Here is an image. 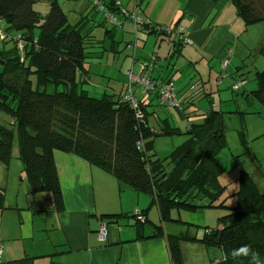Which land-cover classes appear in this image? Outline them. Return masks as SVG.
<instances>
[{
	"label": "trees",
	"instance_id": "trees-1",
	"mask_svg": "<svg viewBox=\"0 0 264 264\" xmlns=\"http://www.w3.org/2000/svg\"><path fill=\"white\" fill-rule=\"evenodd\" d=\"M39 1L0 0V20L11 37L0 43V61L3 63L0 72V113L13 120V128L0 124V163L9 164L16 133L18 157L23 163L29 193H49L51 209L56 212L63 210V199L53 157L55 151L73 154L90 166L112 175L119 185L149 196L150 206H157L161 221L187 227L183 233L166 236L173 264H185L182 252L184 242H199L206 249L216 252L219 256L211 264H250L249 256L231 255L234 249L242 246H248L250 252H256L264 259V191L244 167L240 169L234 193L235 205L227 207L224 200H219L226 189L220 185L217 176L224 171L218 162V154L227 147V113L212 107V100L206 99L203 87L188 100V104L192 105L200 98L208 101V111L202 113L201 123L190 124L185 133L179 128H171L167 119L159 123L164 137H188L165 158H159L153 152L151 140L149 118L154 114L147 110L151 102L146 104L138 98V94L135 96L138 110L143 114V118L138 119L137 110L123 99L126 88L118 96L111 94L101 98L89 97L83 89L81 78L84 75L83 65L89 57L86 53L88 46L103 44L91 35L94 26H88V16L71 25L57 0H47L49 10L44 16L33 8ZM230 1L246 26L264 22L263 18L253 16V9L245 4V0ZM97 2L103 13L120 15L122 6L116 0ZM120 19L117 18L118 22ZM108 23L104 20L95 25L105 29V34L116 44L112 35L114 29L109 30ZM139 27H148L157 35L166 34L165 29L159 26L142 24L137 29ZM17 36L20 40L16 41ZM19 41L23 43L22 52L18 50ZM8 42L13 43V47L7 50ZM18 72L24 74L21 81L9 78ZM255 78L258 90L246 97L264 106V71L256 73ZM149 79L156 83L155 90L149 94L160 101L159 89L165 83L173 82L165 79L158 85L155 80ZM239 80L247 83L243 78L234 82ZM246 83L240 89H244ZM197 110L200 111V108ZM230 114L243 113L236 111ZM238 137L240 143L246 145L243 126L238 131ZM235 158L238 159V156ZM203 201L205 204H200ZM4 202L2 190L0 211L6 208ZM210 208H221L227 212L218 220L221 228L205 229L200 241L190 235L188 224L171 217L174 210L195 212ZM147 211H140L145 218L143 223L135 221L131 214L139 239H143L141 232L148 221ZM118 218L120 216L107 215L101 219L108 224ZM155 230L157 235L153 237L162 235L160 228ZM33 259L5 263L1 258L0 264H28Z\"/></svg>",
	"mask_w": 264,
	"mask_h": 264
},
{
	"label": "crops",
	"instance_id": "crops-1",
	"mask_svg": "<svg viewBox=\"0 0 264 264\" xmlns=\"http://www.w3.org/2000/svg\"><path fill=\"white\" fill-rule=\"evenodd\" d=\"M71 1H77L81 7L77 13V20L74 23H68L76 25L83 16H88L89 20L92 12L87 11L88 6H83V2L91 3V0ZM126 4L127 7L124 8L127 11L136 10L142 18L149 21L151 27L164 28L166 34L157 35L148 27H139L135 31L128 21V25L124 24L126 22L124 21L122 24L131 31L133 29L134 34L131 35L135 38L134 40L127 38L124 42L126 46L123 52L131 51V54L123 58L119 69L116 68V73L122 77V71L126 70L138 76L143 72L142 67L146 64L144 71L158 85L165 79L172 81L177 91V99L185 104L181 116L186 125L183 131L180 127L171 125L170 118H164L167 119L171 128H179L182 133H185L190 124L201 123L202 113L208 111V108H204V105H208L205 99L200 98L195 105L188 104L190 87L196 82L202 84L206 99H211L212 107L217 109L215 105L219 104L216 103L213 95L219 93L220 89L228 90V87L225 89L224 85L219 84L218 81L217 86L220 85V89H216L214 81L217 83V80H220V75L223 73L220 63L227 58V53L229 64L225 72L227 75H223V78L228 76L226 78L228 81L237 78L246 79L247 83L244 87L246 95L258 90L255 75L263 72L264 68L258 70L257 65L255 66L256 60L250 66L256 83L250 87L251 90H247L249 82L243 73V68L250 58L255 55L259 58L261 55L259 48V52L257 51L260 42L254 47L253 33H249L251 27L246 26L242 18L237 15L236 8L230 0H127ZM65 16L67 17L66 14ZM101 22L103 21L93 22V24L98 25ZM180 33L190 42L179 41L177 35ZM127 34L129 35L128 32ZM94 39L101 42L95 37ZM88 48L86 53L89 57L83 65V78L80 76L84 85L88 84L89 74L96 66L92 61L100 59L95 56L96 53L101 50L113 53L119 49L114 45L108 49L101 43L90 45ZM96 48L101 50L94 53ZM151 62L155 64L148 70ZM232 66L234 68L230 69ZM107 67L109 66H103V69L106 70ZM114 76L108 75L107 79L104 77L107 84L103 85L105 86L103 95L118 96L125 91L127 82L123 78L120 79V83L116 82L117 85H112L110 88L109 85L113 82ZM142 100L147 104L146 98L143 97ZM218 100L222 103L221 95L218 96ZM151 107L153 106H149L147 110L154 114L149 118L154 147V139L163 136L159 130V123L164 119L157 118L155 116L158 115L157 111L149 110ZM198 108L200 111L197 110ZM218 110L224 112L221 109ZM188 119L194 120L187 123ZM183 136L185 135H179V137ZM185 137L182 138L180 145L188 139L187 136ZM53 157L63 199V210L56 212L51 209L50 196H48L35 215L26 208L18 211L19 225L15 229L14 238L7 233L0 235L1 242L4 244L3 262L34 258L28 264H50L51 262L57 264H173L169 256L166 236L183 233L187 229L185 225L161 221L157 206H150L149 196L137 193L130 187L119 185L112 175L90 166L73 154L55 151ZM200 204L205 203L203 201ZM147 209L148 221L142 228L143 239H139L131 214L134 211ZM210 210L214 211L210 213ZM183 212L178 217L171 216L172 219L188 224L191 227L190 235L200 241L205 229L221 228L218 220L227 211L221 208H210ZM107 215L120 216V218L107 224L105 219H101L102 216ZM102 222L106 223L107 237L104 242H99L97 231ZM156 227L162 230V235L153 237L157 235ZM194 227L196 229H193ZM211 251L199 242L182 244L185 264H196L193 259L200 258L203 264L216 262L219 255Z\"/></svg>",
	"mask_w": 264,
	"mask_h": 264
},
{
	"label": "rangeland",
	"instance_id": "rangeland-1",
	"mask_svg": "<svg viewBox=\"0 0 264 264\" xmlns=\"http://www.w3.org/2000/svg\"><path fill=\"white\" fill-rule=\"evenodd\" d=\"M116 1L121 6L123 5L122 7H127V0ZM57 2L61 9L64 11V13L67 15L68 22L74 23L77 20V13L79 12L81 4H78L77 1L71 0H57ZM97 4V0H93L91 3L83 2V6H88L87 11L92 12L88 21L89 27L94 26L91 31V35L94 36L97 40L101 41L106 48L110 49V47L114 45L115 47H119V49L113 53L109 51L103 52L101 49L97 48L94 50V53L95 51L101 50L95 55L100 59L92 61L93 63H95L96 66L93 68L92 73L90 72L89 74L88 84L84 85L83 88L86 92L88 91L87 94L89 97L94 96L92 98H101L103 96V88L105 87L103 85L107 84V81L105 79L108 78V75L109 77L110 75H115L112 79L113 82H111L109 85L110 88L112 87V85H117L116 82L120 83L121 78H123L124 81L127 82H124L125 85H128V79L125 76L126 70L122 71V73L120 72L121 75L123 74L121 77L116 73V68L119 69L120 63L123 58H125L126 55L131 54V51L123 52L126 46L124 42L127 38L131 40H134L135 38L133 35H131L132 33L134 34L133 29L131 31L126 26L128 25L127 21L124 23L126 25L122 24L116 27H113L112 24L108 23V29H114L112 35L113 41L116 42V44H113L112 40L108 38V36L105 34V29L97 27L95 24H93V22H100L106 20V14L108 13H103V11H101L102 7H100L99 4V6H97ZM245 4L251 6V8L253 9L252 13L254 17L264 19V0H245ZM33 8L35 11L44 16L49 10L48 1L40 0L39 2L35 3ZM84 11L85 10H83V12ZM115 17L120 18V15H115ZM250 27L251 28L249 29V33H253L255 43L254 47L257 45L258 42H260V46L257 47V51L259 48V51H261V55L259 56V58L256 57L257 55L253 56L249 59L247 64L244 65L243 73L249 82L247 90H251L250 87L256 84L254 80V74L250 67L252 63H254L256 60V68H258V70L264 68V22H259L250 25ZM127 32L129 33V35L127 34ZM180 34L182 35V33ZM180 34H178L177 37ZM12 44L13 43L10 42H8L7 45L5 44L7 50L13 47ZM184 46L187 45L184 44ZM258 59L259 62H257ZM100 64L102 66H100ZM154 64V62H151L150 67H148V70L152 69ZM103 66L109 67L104 70ZM226 68L223 69L222 63H220V69L223 73L220 75V80H217V83L216 81H214L216 89H220V85L217 86L218 81L219 84L221 83V85H224L225 89L228 87V90L221 91L220 89L219 93L213 95V97H215L216 99V103L219 104L215 105V107L227 113L225 115L227 147L221 150L218 154V162L220 163V166L222 169H224V171L218 174L217 178L219 183L222 186L226 187L225 193L220 197L219 200H224V204L227 207H233L236 203V197L234 196V193L237 191V181L240 175V169L242 167H244L245 171L250 174V176L253 178L259 188L264 191V106H262L260 103L253 100L252 98L246 97L247 95L244 89H239L238 91L230 89L229 87L232 86L234 80L228 81L226 79L228 76L222 78L223 74L226 72ZM233 68L234 67L232 66L230 69ZM2 69L3 64L0 61V72L2 71ZM22 76H24L23 72H18L17 75L10 76L9 78L13 81H21ZM138 76H140V74ZM31 80L34 82V78H31ZM151 95L152 94H147L143 96L139 93L138 98L142 99L144 97L146 98L147 103L151 102V105L153 107L149 108V110L157 111L158 115H155L157 118H170L169 122L171 125L175 127H180L184 131V125H186V122L182 119L181 116L183 112L182 104L180 106V110L173 107L163 106L160 104L159 99H156L154 95ZM219 95H221L222 103H220L218 100ZM205 107L208 108V105H204V108ZM236 111H239L243 114H230ZM161 113H166L167 115H162ZM193 120L194 119H188L187 123H191V121ZM0 124L11 127L13 125V120L8 116L0 113ZM242 126L245 129L246 145H242L238 137V131L241 129ZM56 129L59 130L60 126L57 125ZM183 137H157V139H154L153 152H155L158 157L163 159L178 145L182 143L181 141H183ZM17 147V136L15 133L11 160L8 165L0 163V191L3 190L4 192V203L6 207L4 210L0 211V235L1 233H4L3 235L7 233L12 236L11 238H14L13 235L15 234V229L19 225L18 211L23 208H26L32 211V213L35 215L39 206L44 205L45 199L50 196V194L47 192L35 194L29 193V184L24 173L23 163L18 157ZM237 156L238 159L235 158ZM168 169H170V167H168ZM213 211L214 210H210L209 212L211 213ZM183 213V211L179 212L174 210L171 212V216L174 215L175 217H178L179 214ZM1 241L2 238H0V242ZM1 243L3 244V242ZM1 243L0 245L4 249V244L2 245ZM192 254L194 255V253ZM200 260L202 259H193L196 264H203L202 262H200Z\"/></svg>",
	"mask_w": 264,
	"mask_h": 264
},
{
	"label": "built area",
	"instance_id": "built-area-1",
	"mask_svg": "<svg viewBox=\"0 0 264 264\" xmlns=\"http://www.w3.org/2000/svg\"><path fill=\"white\" fill-rule=\"evenodd\" d=\"M97 6H99L97 4ZM120 20L118 22L117 18L115 17V15L111 14V13H107L106 14V20L109 21L110 24L115 25V26H120L124 21L128 20V22L130 23V25L133 27V29L136 31L137 26L142 25V24H149V21L142 18L139 15V12L135 11H127L126 8L121 7L120 8ZM124 19V20H122ZM159 28V27H158ZM157 28V29H158ZM5 27L2 23V21L0 20V42L9 40L11 37L5 32ZM179 41L182 42H186L189 43L190 41L188 40V38L186 36H184L183 34L178 36ZM15 40H20V37L17 36L15 37ZM23 43L22 41H19L18 43V50L20 52L23 51ZM227 55H229L227 53ZM222 67L223 69H225L228 64L229 61L226 59H224L222 62ZM146 68V64L143 65L142 67V73L140 74V76H134L130 71H126L125 76L128 79V85L126 86V92L124 93L123 99L125 101H128L131 103L132 107L137 110L136 116L138 119L143 118V114L141 113V111L138 110V101L136 99V95L138 94V91H140V93L145 96L147 94H149V92H153L155 90V82L151 81L148 77L147 72H145ZM245 81L244 80H239V81H235L232 86L231 89L238 91L240 88H242L245 85ZM203 86L200 82H196L194 83L191 87H190V98H193L194 96H196L201 90H202ZM159 96H160V104L161 105H166L167 107H173V108H177L180 109V102L177 100L176 98V89L173 86V84L171 82L169 83H165L160 89H159ZM134 215V220L140 223H143L145 218L143 217V215L140 213V211H134L133 212ZM107 237V228H106V223L102 222L99 226V229L97 231V240L99 242H104L106 240ZM2 247L0 245V261L2 258Z\"/></svg>",
	"mask_w": 264,
	"mask_h": 264
},
{
	"label": "clouds",
	"instance_id": "clouds-1",
	"mask_svg": "<svg viewBox=\"0 0 264 264\" xmlns=\"http://www.w3.org/2000/svg\"><path fill=\"white\" fill-rule=\"evenodd\" d=\"M232 256H249L250 264H264V259H261L260 255L256 252H250L248 246H242L240 248L234 249L231 253Z\"/></svg>",
	"mask_w": 264,
	"mask_h": 264
},
{
	"label": "water",
	"instance_id": "water-1",
	"mask_svg": "<svg viewBox=\"0 0 264 264\" xmlns=\"http://www.w3.org/2000/svg\"><path fill=\"white\" fill-rule=\"evenodd\" d=\"M177 39H178V37H177ZM179 40V39H178ZM3 64V63H2ZM189 153V152H188Z\"/></svg>",
	"mask_w": 264,
	"mask_h": 264
}]
</instances>
